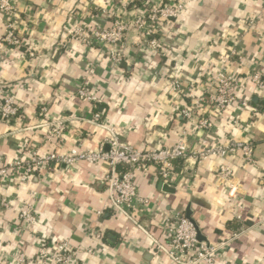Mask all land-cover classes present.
<instances>
[{
  "label": "crops",
  "instance_id": "0c3cea01",
  "mask_svg": "<svg viewBox=\"0 0 264 264\" xmlns=\"http://www.w3.org/2000/svg\"><path fill=\"white\" fill-rule=\"evenodd\" d=\"M11 1V16L0 9V37L11 21L21 44L0 40V95L10 90L20 112L15 120L0 121V166L32 152L97 148L109 134L91 123L92 104L76 94L82 85L100 100V122L125 144L166 148L183 136L194 150L203 140L207 146L251 141L253 162L228 157L232 178L222 183L217 170L223 160H180L169 193L151 166L135 177L138 193L149 201L137 222L107 207L103 164H54L26 181L6 175L0 178V200L9 205L0 208V264H16L18 253L34 260L42 242L61 240L68 241L77 264H175L153 240L164 243L159 222L187 208L211 244L232 235L230 223L240 224L217 264H264V0H185L176 19L160 22L157 49L144 46L131 29L119 64L110 57L114 46H88L71 40V32L107 28V13L130 19L141 6L130 8L124 0ZM222 61L243 85L226 109L205 106L212 120L205 131L181 111L193 97L213 92ZM253 71L263 76L260 85L249 78ZM172 79L180 91L169 89ZM51 120H64L58 145L43 138ZM25 206L36 215L31 225L18 221Z\"/></svg>",
  "mask_w": 264,
  "mask_h": 264
},
{
  "label": "built area",
  "instance_id": "2783aa9c",
  "mask_svg": "<svg viewBox=\"0 0 264 264\" xmlns=\"http://www.w3.org/2000/svg\"><path fill=\"white\" fill-rule=\"evenodd\" d=\"M125 3L134 9H138L130 19H126L115 13H107L111 18V25L107 28H82L75 27L71 32L70 39L79 41L88 46H108L115 48L110 50V57L114 64L121 61V49L124 39L131 29L135 30L143 42V45L150 49L159 47V40L156 37L160 22H170L176 19L185 8V0H124ZM141 2L139 6H134ZM0 9L11 16L13 4L11 0H0ZM104 13L106 11L103 10ZM9 20V19H8ZM2 42L10 45H20L21 41L15 33L13 24L8 21L3 35ZM33 55L31 51L28 52ZM216 72L213 82V92L207 96L200 95L193 97V102L188 107H183L182 114L186 119H196L197 128L209 131L212 129V120L205 110L206 105H211L219 110L226 109L235 100V91L242 87L239 77L229 73L224 65L225 61ZM262 75L253 71L249 78L256 85L262 83ZM169 89L180 91V83L172 79ZM79 98L89 101L92 104L91 123L107 130L108 137L95 149L78 150L70 148L66 152L59 153L50 150L45 154L32 152L26 159H17L11 163L0 166V178L6 175H17L20 181H26L35 171L48 169L54 164L74 165L83 161L89 164H103L106 168L104 176L108 202L107 207L112 208L133 222H137L144 208L149 203L146 197L138 193L135 177L138 173H146L151 166L156 168V177L169 184L174 176V169L178 161L193 159L201 161L210 157L223 160L217 170L218 180L222 183H230L232 178L231 167L228 164V157L239 154L244 163L253 162V143L251 141L229 140L225 143H217L207 146L201 141L198 148L189 150L186 140L181 136L172 147L139 149L123 143L113 129L100 122L98 104L100 100L86 86H79L76 90ZM242 102V106H247ZM255 111L254 108H251ZM46 111L42 107L39 115ZM20 109L10 90L2 91L0 95V121L15 120L19 117ZM47 130L44 134V141L58 145L64 134V120H51L45 123ZM231 190L233 189L230 185ZM8 202L5 198L0 200V208L7 209ZM236 219L239 215L235 216ZM18 221L21 224L31 225L36 221V215L30 206L20 210ZM163 233L164 243L153 240V246L163 251L175 264H217L222 255V250L229 242L239 236V231L217 244H205L197 239L193 224L185 217L180 210L172 212L167 218L159 222ZM96 237L101 234L95 232ZM88 252L92 249L88 248ZM16 264H77L75 254L68 241L42 242L38 247V256L29 260L21 253L15 256ZM226 263V261H224Z\"/></svg>",
  "mask_w": 264,
  "mask_h": 264
},
{
  "label": "water",
  "instance_id": "95a60500",
  "mask_svg": "<svg viewBox=\"0 0 264 264\" xmlns=\"http://www.w3.org/2000/svg\"><path fill=\"white\" fill-rule=\"evenodd\" d=\"M161 187H162L163 191L168 192V193L174 191V188L171 187L169 184H167L165 182H161ZM181 212H183L185 217L193 224V226L195 228V231H196L197 239L200 242H203L205 244H211L208 241H206L204 236L201 235V232H200L198 226L196 225L194 219H192L191 216H190V210L187 208L186 210H182Z\"/></svg>",
  "mask_w": 264,
  "mask_h": 264
},
{
  "label": "trees",
  "instance_id": "16d2710c",
  "mask_svg": "<svg viewBox=\"0 0 264 264\" xmlns=\"http://www.w3.org/2000/svg\"><path fill=\"white\" fill-rule=\"evenodd\" d=\"M141 4V2H136L135 4H134V6H139ZM234 222H232V223H230V225H229V227H230V229L232 230V232L234 231V232H237L238 230H239V228H240V224L239 223H234ZM105 235L103 234V233H101V238L102 239H104L105 237H104Z\"/></svg>",
  "mask_w": 264,
  "mask_h": 264
}]
</instances>
